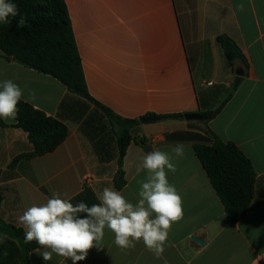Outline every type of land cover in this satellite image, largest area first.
Instances as JSON below:
<instances>
[{"label":"crops","instance_id":"1","mask_svg":"<svg viewBox=\"0 0 264 264\" xmlns=\"http://www.w3.org/2000/svg\"><path fill=\"white\" fill-rule=\"evenodd\" d=\"M64 3L87 92L114 114L140 119L149 113H209L225 102L207 121L183 117L140 123L133 136L141 141L127 147L121 166L124 183L116 188L117 142L101 111L50 75L0 56V82L12 80L23 90L22 101L62 121L68 132L54 151L28 156L32 145L26 132L15 120L1 119L2 222L26 231L18 217L33 204L46 203L53 193L91 206L100 202L105 187H111L136 204L147 179L143 157L160 150L176 166L174 173L166 169L167 178L181 195L184 209V218L169 231L163 255L157 259L142 240L122 250L114 243V233L105 228L101 246L90 249L77 264H264V0ZM221 36L234 42L242 59L228 61L218 41ZM206 130L234 144L255 173L252 203L234 223L226 217L194 142L165 139L183 131L208 136ZM177 144L184 148L178 158L173 152ZM5 250L7 256L2 255ZM46 250H31L28 263L72 264L56 254L45 261L41 253ZM0 264H23L22 247L9 235L0 245Z\"/></svg>","mask_w":264,"mask_h":264},{"label":"trees","instance_id":"2","mask_svg":"<svg viewBox=\"0 0 264 264\" xmlns=\"http://www.w3.org/2000/svg\"><path fill=\"white\" fill-rule=\"evenodd\" d=\"M11 2L17 5L19 14L26 20V26L17 27L19 16L10 17V23H0V56L50 75L62 83L69 93L101 111L116 137L119 177L114 182L116 188H120L124 183L121 166L126 149L132 142L141 141L133 136L141 118H122L88 94L64 0H11ZM218 41L228 61L242 59L240 50L231 39L221 36L218 37ZM237 83L238 79H235L233 89ZM224 102L209 112L211 116L220 110ZM17 107L19 111L15 126L26 132L32 145V151L28 156L50 153L64 141L68 132L62 121L47 116L22 100ZM146 117L183 119L182 114L156 116L149 113L143 118ZM2 125L0 119V126ZM206 132L209 133L208 136L195 131L176 132L166 135L165 139L167 142L173 139L194 142V152L223 204L226 217L234 223L245 216L252 203L255 173L249 160L234 144L224 143L210 131ZM0 230L18 240L22 247V262L29 264V252L40 245L35 241L26 243L23 229L6 224L1 219Z\"/></svg>","mask_w":264,"mask_h":264},{"label":"clouds","instance_id":"3","mask_svg":"<svg viewBox=\"0 0 264 264\" xmlns=\"http://www.w3.org/2000/svg\"><path fill=\"white\" fill-rule=\"evenodd\" d=\"M17 16V27H25L26 20L17 5L11 0H0V23H10L9 18ZM0 89V119L15 120L23 90L12 80L0 82ZM173 152L177 158L183 156V145L177 144ZM142 166L147 170V179L141 183L136 204L111 187H105L98 197L100 202L91 206L84 201L73 204L53 193L46 203L33 204L18 217V223L26 230L25 242L35 241L48 249L41 253L45 261H51L56 254L77 264L86 259L90 249L101 246L107 228L122 250L134 248L142 240L159 259L172 225L184 218L183 200L167 178L166 169L176 171L168 153L153 150L143 157ZM82 213L86 215L81 217ZM6 241L7 235H0V245ZM2 255L7 256V251Z\"/></svg>","mask_w":264,"mask_h":264},{"label":"water","instance_id":"4","mask_svg":"<svg viewBox=\"0 0 264 264\" xmlns=\"http://www.w3.org/2000/svg\"><path fill=\"white\" fill-rule=\"evenodd\" d=\"M185 120H194V121H207L210 119L211 114L210 113H201V112H196V113H186L183 115ZM157 117H146V118H141L140 123H146V122H152L157 120ZM196 242L199 244H202V241L199 239L194 238Z\"/></svg>","mask_w":264,"mask_h":264},{"label":"built area","instance_id":"5","mask_svg":"<svg viewBox=\"0 0 264 264\" xmlns=\"http://www.w3.org/2000/svg\"><path fill=\"white\" fill-rule=\"evenodd\" d=\"M210 84V83H209Z\"/></svg>","mask_w":264,"mask_h":264}]
</instances>
